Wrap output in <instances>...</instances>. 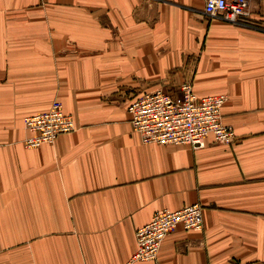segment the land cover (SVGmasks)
Returning <instances> with one entry per match:
<instances>
[{
  "label": "crops",
  "instance_id": "1",
  "mask_svg": "<svg viewBox=\"0 0 264 264\" xmlns=\"http://www.w3.org/2000/svg\"><path fill=\"white\" fill-rule=\"evenodd\" d=\"M205 0H0V264H121L155 211L202 204L157 258L264 264V0L246 22ZM226 94L228 145L143 143L127 103L155 88ZM55 100L75 129L24 146Z\"/></svg>",
  "mask_w": 264,
  "mask_h": 264
},
{
  "label": "built area",
  "instance_id": "2",
  "mask_svg": "<svg viewBox=\"0 0 264 264\" xmlns=\"http://www.w3.org/2000/svg\"><path fill=\"white\" fill-rule=\"evenodd\" d=\"M252 0H205L203 12L231 23L246 22ZM226 94H196L190 83L181 84L178 93L155 88L135 95L126 105L128 118L141 142L161 145H188L202 148L207 137L214 143L231 144L235 140L232 126L223 123L221 108ZM30 134L24 146L52 143L64 132L75 129L73 118L64 112L59 101L49 108L24 117ZM203 226L202 204L193 202L175 210L155 211L150 220L135 230L136 248L121 264L152 261L163 239L176 228L200 230Z\"/></svg>",
  "mask_w": 264,
  "mask_h": 264
},
{
  "label": "rangeland",
  "instance_id": "3",
  "mask_svg": "<svg viewBox=\"0 0 264 264\" xmlns=\"http://www.w3.org/2000/svg\"><path fill=\"white\" fill-rule=\"evenodd\" d=\"M58 101V100H57ZM60 102V101H59Z\"/></svg>",
  "mask_w": 264,
  "mask_h": 264
}]
</instances>
